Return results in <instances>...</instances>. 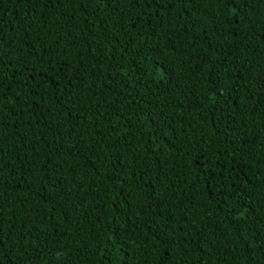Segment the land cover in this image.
<instances>
[{
  "label": "trees",
  "instance_id": "1",
  "mask_svg": "<svg viewBox=\"0 0 264 264\" xmlns=\"http://www.w3.org/2000/svg\"><path fill=\"white\" fill-rule=\"evenodd\" d=\"M0 53V264H264V0H0Z\"/></svg>",
  "mask_w": 264,
  "mask_h": 264
},
{
  "label": "snow or ice",
  "instance_id": "2",
  "mask_svg": "<svg viewBox=\"0 0 264 264\" xmlns=\"http://www.w3.org/2000/svg\"><path fill=\"white\" fill-rule=\"evenodd\" d=\"M135 2L139 3V0H135ZM229 2L232 3L233 5L236 4V0H229ZM244 2H245V0H240L241 6H243ZM3 63H5V61L3 60V54L0 53V64H3ZM7 63H11V60L7 61ZM0 72H2V69H0ZM143 75H144V76H147V75H148L147 70H145V71L143 72ZM219 86H220L221 88L224 87L223 83H221Z\"/></svg>",
  "mask_w": 264,
  "mask_h": 264
}]
</instances>
